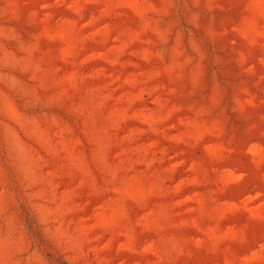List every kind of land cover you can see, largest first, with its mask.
<instances>
[{
  "label": "rangeland",
  "instance_id": "obj_1",
  "mask_svg": "<svg viewBox=\"0 0 264 264\" xmlns=\"http://www.w3.org/2000/svg\"><path fill=\"white\" fill-rule=\"evenodd\" d=\"M0 264H264V0H0Z\"/></svg>",
  "mask_w": 264,
  "mask_h": 264
}]
</instances>
